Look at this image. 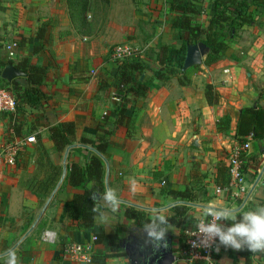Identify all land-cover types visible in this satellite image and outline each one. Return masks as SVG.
Masks as SVG:
<instances>
[{"label":"crops","instance_id":"crops-1","mask_svg":"<svg viewBox=\"0 0 264 264\" xmlns=\"http://www.w3.org/2000/svg\"><path fill=\"white\" fill-rule=\"evenodd\" d=\"M121 1H114L112 15H107L101 30L81 35L69 19L65 0H1L0 32L24 43H17L13 60L1 47L0 64L28 60L31 66L47 67V71L39 87L45 98L38 109L20 104L15 113L0 114V148L32 135L36 139L19 154L14 169L0 163L9 169L0 168V264H5L4 254L10 249L16 250L20 264H76L60 258L62 246L93 243L101 231L107 235L116 228L123 230V241L129 228L135 227L134 221L124 216L126 209L147 215L153 209L167 208L169 218L192 215L195 224L211 201L241 212L264 204L262 179L256 184L264 166V139L249 142V156L242 166L246 184L251 186L245 202L225 191L216 192L228 181L226 161L230 149L237 145L239 112L246 107H264V92L256 89L264 80V10H256L255 23L240 30L219 61L207 66L204 58L197 72L185 75L186 85H180L176 77L161 83L152 73L159 68L155 60L159 48L180 46L171 25L176 14L170 10L169 0H125L127 6ZM214 1L197 0L200 14L194 17L196 26L207 27ZM42 29L48 43L36 38ZM122 43L135 47L145 67L141 80L149 88L143 97L122 93L118 86V63L112 61L110 50ZM40 45L42 51L33 52L32 48ZM22 79L13 82L22 85ZM11 83L4 86L15 97ZM206 86L219 95L217 105H207ZM224 117L229 118V129L219 132L216 124ZM62 123H73L75 136L66 158L65 152L58 162L63 167L76 164L84 168L87 158L96 156L104 165L103 192L114 188L123 201L116 213H110L108 223L101 224L97 214L91 229L72 221L69 204L83 190L66 183L64 168L61 183L49 198L43 197L46 203L32 200V191L24 183L25 177L22 179L26 172L34 171L38 144L48 151L49 160L55 159L48 129ZM100 144L104 145L103 154L94 148ZM39 172L41 168L35 172L40 179ZM250 177L254 179L251 184ZM130 178L138 182L135 195L130 192ZM92 186L90 183L87 188ZM176 224H170L174 229L167 233L176 256L174 264H205L185 260L175 251L173 243L180 230ZM47 230L55 234L53 244L40 240ZM239 253L220 246L213 259L215 264H264V254L251 253L246 261ZM106 254L104 245L94 242L92 264H124L123 257L100 258Z\"/></svg>","mask_w":264,"mask_h":264},{"label":"trees","instance_id":"trees-1","mask_svg":"<svg viewBox=\"0 0 264 264\" xmlns=\"http://www.w3.org/2000/svg\"><path fill=\"white\" fill-rule=\"evenodd\" d=\"M88 0H66L69 19L77 32L81 35L85 33ZM197 0H169V7L176 14L171 22L172 28L177 31L176 39L180 42L179 48L163 46L156 54L155 60L159 63V68L152 71L153 77L159 82H166L170 78L178 76V83L186 85L185 73L181 69L184 63L186 47L188 45L203 44L208 48L204 64L213 65L219 61L220 57L227 49L228 43L238 37V33L243 27H249L255 23L256 10H264V0H215L213 4V16L209 20L206 28H200L194 23V17L200 14V9L196 6ZM36 38L41 42H47L46 30L42 29L36 33ZM18 43V42H17ZM21 41L19 44H23ZM33 52L42 51V46L32 48ZM7 65H12L16 70L23 73L22 85H16L12 81V90L16 101L19 104L27 105L30 108L38 109L44 100V95L39 87L45 79L47 67L31 66L28 60L14 64L11 61L7 64H0L1 71ZM194 68L189 69L193 70ZM145 67L135 56L131 61L118 63L117 79L118 86L122 88V93L132 94L134 97H143L148 91V84L141 80L144 75ZM3 81V80H2ZM6 86L10 85L3 81ZM204 97L207 105L214 106L219 102V95L212 86H206ZM229 118L224 117L216 124L219 132H226L229 129ZM49 140L53 145L54 160H49V153L43 146L36 148L37 159L35 165L42 169L41 178L34 174L28 187L37 196H48L54 190L55 186L63 175L65 170V181L73 189H81L82 193L73 196L69 204V215L73 222L79 224L84 229L93 227L94 218L97 213L93 212L94 201L91 198L92 193L103 192V162L96 156H86L85 167L82 168L76 164H70L63 167L58 161H61L64 153L71 147L74 136L75 126L73 123H62L58 126L48 129ZM247 138L251 140L264 139V107H246L241 109L236 122L235 139L237 144H242ZM84 143V142H83ZM103 144L95 146L99 154H103ZM225 168H221L223 173ZM249 183H253V177L247 178ZM93 186L88 189L87 185ZM227 181L219 188L223 189ZM179 195V194H178ZM187 196V195H185ZM179 197L184 198V194ZM124 216L134 221L137 228L142 229L145 222H149L143 212L133 209H126ZM176 218H169V224L175 223ZM177 228V226H176ZM123 230L116 228L110 234H104L103 231L95 236V244L104 245L107 254L100 257L104 259L123 257V248L121 245ZM106 244V245H105ZM176 249L175 251H179ZM250 251L240 250V257L248 261ZM188 260V259H186ZM194 262H199L194 261ZM234 262V261H233Z\"/></svg>","mask_w":264,"mask_h":264},{"label":"clouds","instance_id":"clouds-1","mask_svg":"<svg viewBox=\"0 0 264 264\" xmlns=\"http://www.w3.org/2000/svg\"><path fill=\"white\" fill-rule=\"evenodd\" d=\"M130 192L135 195L138 182L130 178ZM217 188L216 192L220 193ZM94 201L93 212L101 224L109 222L110 213H116L123 202L117 190L108 187L102 194L92 193ZM210 217V219H209ZM193 236L197 239L191 242L193 248H213L219 251L220 246L234 250L247 249L254 256L264 254V204L257 203L254 208L241 212L234 206H226L217 201H211L203 208L202 216L198 218ZM230 221L231 223H221ZM173 228L169 224L167 208L153 209L151 219L142 225L147 235V242L154 248L167 247V233ZM5 264H20L15 249L5 254ZM210 261L211 259L208 258Z\"/></svg>","mask_w":264,"mask_h":264},{"label":"built area","instance_id":"built-area-1","mask_svg":"<svg viewBox=\"0 0 264 264\" xmlns=\"http://www.w3.org/2000/svg\"><path fill=\"white\" fill-rule=\"evenodd\" d=\"M16 48V42H6L3 44V49L5 50L9 60H13L15 58L14 50ZM137 54L138 53L135 48H132L129 45H119L115 46L112 49L111 59L113 62L121 63L131 57L138 56ZM223 73L225 75H230L229 70H224ZM16 109L17 105L15 97L10 92V90L6 86H4L0 76V114H13L15 113ZM250 140V138H247L246 142L237 144L230 149L226 161V173L228 181L226 187L221 189V191L229 193L233 198H239L241 203L245 202L249 187L251 188V186H248L246 184L245 176L242 171V166L249 156L248 152ZM35 143V136L32 135L25 139L15 140L2 146L0 148V163L6 166H14L19 154L23 152L25 148H27V146L34 145ZM194 231H196V223L194 224V226L189 227L183 232L182 245L184 250L189 255L188 260L191 262L198 260L205 262L206 264H215V261L213 259V255L216 253L215 246L208 249L192 247L191 242L197 239L196 236H193ZM40 240L43 243L53 244L55 241V234L48 230L44 231L41 234ZM92 241L94 243L95 238H93ZM93 243L73 242L64 244L60 250V258L63 261H71L76 264H92ZM208 258H210L211 261Z\"/></svg>","mask_w":264,"mask_h":264},{"label":"rangeland","instance_id":"rangeland-1","mask_svg":"<svg viewBox=\"0 0 264 264\" xmlns=\"http://www.w3.org/2000/svg\"><path fill=\"white\" fill-rule=\"evenodd\" d=\"M66 1V0H65ZM114 1L115 0H88L87 1V13H86V25L84 26V29H85V33H92V34H94L96 31H99V30H101L102 28H103V26H104V21H105V19H106V17H107V15L108 16H111L112 15V13L110 12V11H112L113 10V3H114ZM0 3H1V0H0ZM120 3H122V4H125V0H123V1H121ZM128 5V3L127 4H125V6H127ZM4 20V19H3ZM8 20V19H7ZM256 24H257V22H256ZM95 35V34H94ZM16 39V38H15ZM12 36H8L7 34H5V33H2V32H0V48L1 47H3V44L4 43H6V42H19L17 39L15 40ZM119 45H129V46H131L132 48H135V47H133L132 45H130V44H128V43H122V44H117V45H114V46H112L111 47V50H110V52L112 51V49L115 47V46H119ZM160 49L161 48H159V50H158V52L160 51ZM157 52V53H158ZM137 58H138V60H140L141 61V58L139 57V56H136ZM132 59H135V56L134 57H131V58H129L128 60H125V61H131ZM124 61V62H125ZM205 61V60H204ZM203 61V62H204ZM200 67V66H199ZM199 67H195L193 70H190V71H186L185 72V75L187 74V73H191V72H194V71H196L197 72V69L199 68ZM158 69V68H157ZM156 69V70H157ZM152 71H154V70H152ZM176 78H178V76H175ZM175 77H172V78H175ZM225 82V81H224ZM225 84H226V82H225ZM256 89H257V91H260V92H264V80L262 81H260L259 83H258V86L256 87ZM15 100H16V98H15ZM16 105H18V103H17V101H16ZM19 106H20V104H19ZM263 157H264V155H263ZM33 159H34V157H33ZM30 160H29V162H28V166H30ZM35 163H36V161H35ZM35 163L33 162V166H34V171H33V175H31V177H30V174L28 173V172H26V174L22 177V179L25 177V179L24 180H26V181H24V183L26 182V184H27V186L29 185V183H30V181H31V179H32V176H34V174H36L35 172H36V170L38 171V170H40V167H36V165H35ZM11 167V166H10ZM0 168H2V170L4 171L5 169L7 170V171H9V169L8 168H3L2 167V165L0 166ZM11 169H14L13 168V166L11 167ZM42 170V169H41ZM29 171H30V169H29ZM23 183V184H24ZM59 183V182H58ZM29 188V187H28ZM60 188V187H59ZM59 190V189H58ZM29 191V190H28ZM31 192V191H30ZM32 193V192H31ZM33 194V193H32ZM32 194H30L31 196H32V200H34V201H36V203L38 202L39 204H41V203H43V201H44V199H43V196H37V195H32ZM52 194V193H51ZM51 194H49V196H48V198L50 197V195ZM55 196V195H54ZM53 196V199H52V201L55 199V197ZM45 203L47 202V200L46 201H44ZM38 208V207H37ZM37 208L36 209H34L33 210V212H32V216L34 215V212H35V210H37ZM146 215V214H145ZM148 216H152V214L151 213H148L147 214ZM146 215V216H147ZM190 216H192V215H185L183 218H181V217H177V216H175L174 215V217H176V218H178L177 220H175V222L177 221V226L179 227L178 229H180L179 230V232H178V236L174 239L175 240V242L173 243L174 245H175V248H180V250H179V256L180 257H182L183 256V259H189V255H188V253L184 250V248H183V245L181 244V240H183V232H184V230H186V229H188L192 224H194V219H191V217ZM193 218V217H192ZM185 220H187V221H185ZM29 225V224H28ZM27 225V226H28ZM193 226V225H192ZM173 229H174V226H173V228L170 230V232H173ZM124 253V252H123ZM122 262L124 263V264H130L129 263V261H128V257H127V254H125L124 253V255H123V258H122ZM202 262V261H201ZM205 263V262H204ZM206 264V263H205Z\"/></svg>","mask_w":264,"mask_h":264},{"label":"water","instance_id":"water-1","mask_svg":"<svg viewBox=\"0 0 264 264\" xmlns=\"http://www.w3.org/2000/svg\"><path fill=\"white\" fill-rule=\"evenodd\" d=\"M207 53H208V48L203 44L188 45L186 47L184 63L181 69L182 73H185L189 69L195 68L196 66H200L202 64L203 59L206 57ZM0 76L2 80L8 83L14 81L17 78L25 77L23 73L16 70L12 65H8L5 68H3ZM67 152L68 150L65 153L64 159L66 158ZM261 179H262L261 183L264 184V166L260 170L256 184ZM62 180L63 177L61 178V181ZM61 181L59 183H61ZM142 238L145 241L146 239L148 240L145 232ZM144 243L145 242L141 240L138 244L135 243L133 245L135 254L137 253V257L143 259L144 263L142 264H174L176 262V256L172 248L171 240L167 241L168 246L166 248L160 247L158 249L154 248L152 244L148 243L151 246L146 250V248H144ZM131 264H135V263H131Z\"/></svg>","mask_w":264,"mask_h":264},{"label":"flooded vegetation","instance_id":"flooded-vegetation-1","mask_svg":"<svg viewBox=\"0 0 264 264\" xmlns=\"http://www.w3.org/2000/svg\"><path fill=\"white\" fill-rule=\"evenodd\" d=\"M132 228H135V227H132ZM132 228H129V230L127 231L124 240L121 242V245H122V248H123V252L125 254H127L128 261H129L130 264L131 263L142 264V263H144L143 259L137 257V253L135 254L133 245L135 243L138 244L141 240L143 242H145L144 243V248H146V250L151 245L148 244L147 239H146V241L143 240L142 236H144V231L142 229H139V228L136 227L135 229H137V230H135V229L133 230Z\"/></svg>","mask_w":264,"mask_h":264}]
</instances>
